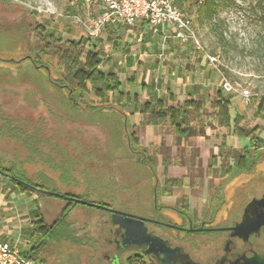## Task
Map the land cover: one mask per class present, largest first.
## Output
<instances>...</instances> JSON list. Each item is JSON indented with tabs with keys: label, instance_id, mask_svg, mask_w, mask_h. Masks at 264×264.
<instances>
[{
	"label": "rangeland",
	"instance_id": "obj_1",
	"mask_svg": "<svg viewBox=\"0 0 264 264\" xmlns=\"http://www.w3.org/2000/svg\"><path fill=\"white\" fill-rule=\"evenodd\" d=\"M203 4L204 0H186L183 14L201 42L203 57L215 56L219 65L213 67L191 48H184L185 58L198 60L194 69L204 91L222 89L224 81L236 89L230 92L233 114L241 107L243 126L257 127L258 137L264 140V0H214L212 18ZM103 14L104 0H0V107L5 115L20 120L27 133L39 134L41 140L23 148L0 138V155L17 163L13 170L19 177L51 194L71 193L85 202L106 204L173 227L182 225L183 214L194 229H203V224L228 226L241 216L249 200L264 194V149L255 146L256 141L231 136L228 148L241 154L249 148L255 153L249 168L236 173L233 165L237 159L218 158L214 163L221 136L227 134L216 123L214 129L206 128L208 136L182 138L168 126L153 127L143 118L138 121L130 111L125 118L109 109L94 114L77 110L68 100L67 90L51 85L45 70L36 69L29 60L40 55L44 47L37 39L40 32L36 25L41 23L63 41L88 40L89 46L102 54V69L119 75L124 92H139L138 82L143 79H159L163 86L174 79L171 71L183 62L172 63V56L166 54L161 68L153 69L150 58L137 62L125 57L119 53L124 43L118 40L122 31L111 23L97 29V19ZM139 38L131 39L129 53L137 52ZM42 56L52 78L67 76L56 56ZM132 71L137 86L126 84ZM67 84L72 86L70 81ZM243 91L249 96H243ZM134 135L138 141L142 136V142L136 144ZM169 166L175 167L177 179L165 174L164 168ZM168 179L176 180L179 186L171 188ZM8 193L9 188L0 180V238L20 251H29L41 240L33 230L31 215L36 205L32 201L37 200L49 225L66 203L46 194L37 193L30 200ZM107 225L108 212L75 206L45 239L35 261L105 264L108 248L104 246L109 238L103 235V228ZM159 229L176 243H188V249L202 260L203 249L224 237L221 232L186 234ZM124 258L131 264H152L133 253Z\"/></svg>",
	"mask_w": 264,
	"mask_h": 264
},
{
	"label": "trees",
	"instance_id": "obj_2",
	"mask_svg": "<svg viewBox=\"0 0 264 264\" xmlns=\"http://www.w3.org/2000/svg\"><path fill=\"white\" fill-rule=\"evenodd\" d=\"M185 3L186 0L174 1V5L179 8L182 14L185 12ZM203 6L207 9L209 18H212L214 0H204ZM36 28L40 32L37 39L44 47L40 51V55L30 57L29 60L36 69L45 70L47 80L51 85L67 90L68 100L75 109H82L91 114L109 109L118 112L125 118L127 112L130 111L134 115H139L153 127L168 126L175 135L182 138L205 137L206 128L214 129L216 123L227 134H223L221 138V144L218 147L219 152L213 157L214 163H218V158L226 161L231 158L237 159L238 161L233 165L237 172H243L249 168L250 159L255 153H252L249 148H244L242 154L228 148L226 141L229 136L239 139L248 138L256 141L255 146L264 149V140L258 137L260 130L257 127L246 129L243 126L244 118L241 115L232 119L231 99L233 95H230L223 88L208 95L207 98L203 96L193 99V94H189L183 102L178 101L170 87L166 88V94L163 96L153 95V86L145 83L141 84V95L124 92V84L119 75L112 70L104 71L102 69V54L93 45L89 46L88 40L81 38L77 41L74 39L63 41L41 23L37 24ZM42 54L56 56L64 65L67 76L58 79L52 78L50 67L46 64L43 65ZM8 62H14V60L9 59ZM67 81H70L72 86L68 85ZM144 97H146L145 100H143ZM82 104H86V107L81 106ZM207 105H209V109H206ZM24 128L25 125L20 120L5 115L0 107V138L2 140L14 141L23 148H28L31 142L41 141L37 137L39 134L30 135ZM133 140L138 144L136 135L133 136ZM129 141H132L131 137H129ZM20 164L22 163L20 162ZM16 166V162L14 163L0 155V180H3L9 188V193H15L30 200L37 193L44 194V188L19 177L13 170ZM167 169L168 167H165V174H167ZM178 183L176 180L168 179L167 181V185L169 184L171 188L178 187ZM64 196L82 200L80 196L71 193L64 194ZM51 197L62 200L66 203V207L58 218L49 225L37 205V200L32 201L36 205V209L31 215L35 220L33 230L41 240L36 247H32L29 251H21L29 259L38 260L36 257L45 246V239L51 236L56 226L64 221L73 207L82 206L63 198ZM102 206L111 208L106 204H102ZM32 238L34 237L32 236ZM39 264H44V261L40 260Z\"/></svg>",
	"mask_w": 264,
	"mask_h": 264
},
{
	"label": "flooded vegetation",
	"instance_id": "obj_3",
	"mask_svg": "<svg viewBox=\"0 0 264 264\" xmlns=\"http://www.w3.org/2000/svg\"><path fill=\"white\" fill-rule=\"evenodd\" d=\"M263 196L264 194L260 195L258 198H252L249 200L244 205L241 216L238 218H233L228 226L213 228L206 227L205 224H203V232H214L212 231L214 229H229L234 225L240 224L243 221L245 212L247 211V208L251 202L253 200H260ZM259 212L260 210L251 208L248 210L247 215L251 218H255ZM187 217L188 216L186 214H183L182 225L175 227L166 226L169 225L166 222H158L159 224L146 223L150 235L163 241L167 248L173 250L176 248L179 249L175 259L180 260L188 258L195 264H233L242 257H245V259H251L255 255L261 259H264V226L261 228L259 233H253L247 239L234 237L230 231H222L221 233H223L224 237L217 238L218 240L213 242L216 244L215 246H208L209 249H203V260L196 258L193 252L188 249V243H176L174 239L169 236V234L163 233L159 229L162 227L164 229H173L178 232L192 234L189 232V230L190 228H193V225L190 223ZM103 235L108 236V238L111 239H106L107 244L104 246L105 248H108L103 257L105 264H131L128 262V259H123L125 255L130 253H133L140 258L147 259L152 264H160L158 257H155L154 255H147L142 252L147 251V247H122V232L117 227L113 226L111 222L110 226L107 225L105 228H103Z\"/></svg>",
	"mask_w": 264,
	"mask_h": 264
},
{
	"label": "crops",
	"instance_id": "obj_4",
	"mask_svg": "<svg viewBox=\"0 0 264 264\" xmlns=\"http://www.w3.org/2000/svg\"><path fill=\"white\" fill-rule=\"evenodd\" d=\"M115 28H118L122 31V35L118 37L119 42L121 43L124 40V43L120 47L119 53L124 54L125 57L129 58H134L135 61L137 62H143V60H146L147 58H150L151 61L153 62L154 65L151 67L153 69H156V67H159L161 65V62L163 58L165 57L166 54L169 56H172L170 61L173 62H183L184 65H180L177 67L176 70H172L170 68L171 74L170 77H173L174 79L165 82V86H163V83H159V79H154V80H149L148 78L145 80L143 79L142 81H139L138 84L140 86V91L135 92L133 94H142V89H141V84H150L153 86L152 89V94H156L158 96H163L166 94V88L170 87L171 92L177 97L178 101L183 102L188 98L189 94H193V99H198L202 98L204 94L210 95L216 93L219 89L215 90H203V82L199 81L198 78V72L195 71V64L198 60L196 59H189L187 60L185 58V55H187L186 51H183L184 48L187 50V48H191L196 52L201 53L202 58H205L206 62L208 63L206 56L204 55L203 57V52L196 50L192 44H181L178 41H175L173 39H168L167 41H164L162 31L159 28H154L150 27L146 23L143 22H136L135 25L129 27V26H124L119 23H111ZM140 36V38L137 40L139 42L138 45V50H135L137 52H130L128 50H132V40L131 39H137V36ZM129 53V54H128ZM108 57V56H107ZM109 58V57H108ZM138 58V59H137ZM145 58V59H144ZM200 58V57H199ZM133 59H130L132 61ZM164 61V60H163ZM121 64V62H120ZM203 66V60L200 64V67ZM150 67V68H151ZM161 68V66H160ZM155 72V71H154ZM132 76L128 79L127 85H136L137 86V81H136V74L134 71H132ZM195 79V80H194ZM130 81V82H129ZM124 84V83H123ZM154 84H156L154 86ZM160 84V86H159ZM125 87V84H124ZM161 88L162 91H160ZM126 88V87H125ZM130 93V92H128ZM146 97L143 98L145 100ZM242 108L238 110L239 113H241ZM239 113H234L232 112L231 109V117L234 119ZM129 115V114H128ZM136 119L142 120L139 115L136 116ZM206 136H208L206 134ZM223 136V135H222ZM221 136V138H222ZM139 141L142 142V136H139ZM231 136L227 138L226 145L228 144V141L230 140ZM220 146V145H219ZM218 146V147H219ZM206 152V150H205ZM165 170V168H164ZM175 171L174 166H169L167 169V174L169 175V178H174L177 179V176L173 173ZM192 199V197H191ZM191 204V208L195 205H193V199L189 201ZM1 239V238H0ZM3 240V239H1ZM6 242L5 240H3ZM8 243V242H7ZM11 245V244H10Z\"/></svg>",
	"mask_w": 264,
	"mask_h": 264
},
{
	"label": "built area",
	"instance_id": "obj_5",
	"mask_svg": "<svg viewBox=\"0 0 264 264\" xmlns=\"http://www.w3.org/2000/svg\"><path fill=\"white\" fill-rule=\"evenodd\" d=\"M175 0H104V14L97 19L96 27L100 29L109 23H119L124 26H133L136 22H143L150 27L162 31L164 41L173 39L181 44L192 46L203 52L200 40L197 38L191 22L182 14ZM210 65L217 67L219 59L206 54ZM223 89L230 93L236 89L227 82L222 84ZM249 96L248 91L242 92ZM0 264H39L27 258L21 251L0 239Z\"/></svg>",
	"mask_w": 264,
	"mask_h": 264
},
{
	"label": "water",
	"instance_id": "obj_6",
	"mask_svg": "<svg viewBox=\"0 0 264 264\" xmlns=\"http://www.w3.org/2000/svg\"><path fill=\"white\" fill-rule=\"evenodd\" d=\"M44 194L50 196H56L59 198L66 199L69 202L78 203L82 206H87L91 208H98L104 210L110 214V222L113 226L117 227L122 232V242L121 246H137V247H147V251H142L147 255H154L158 257L160 264H195L188 258L177 260L175 256L177 255L179 249H170L166 247V244L160 239L150 235L146 223L159 224L158 222L147 219L144 217L136 216L133 214L117 211L107 206H102L94 203H88L83 200L74 199L66 197L64 195H55L43 191ZM251 208H256L260 212L251 218L247 215L248 210ZM168 227H173L171 225H166ZM264 226V196L260 200H253L248 206L245 212L244 219L240 224L234 225L229 229H214V232L230 231L232 236L247 239L253 233H259L261 228ZM189 232L199 233L203 232V229L190 228ZM233 264H264V259L258 256H253L251 259H245L242 257Z\"/></svg>",
	"mask_w": 264,
	"mask_h": 264
}]
</instances>
